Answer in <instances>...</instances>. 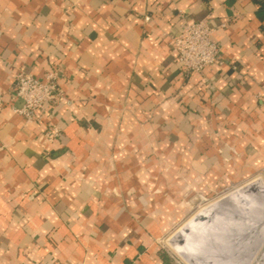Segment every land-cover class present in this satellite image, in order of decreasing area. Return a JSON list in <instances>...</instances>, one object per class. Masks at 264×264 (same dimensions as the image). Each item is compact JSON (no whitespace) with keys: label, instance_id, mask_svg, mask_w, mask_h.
<instances>
[{"label":"crops","instance_id":"1","mask_svg":"<svg viewBox=\"0 0 264 264\" xmlns=\"http://www.w3.org/2000/svg\"><path fill=\"white\" fill-rule=\"evenodd\" d=\"M258 7L0 0V264H177L163 241L196 200L264 178ZM182 15L208 20L220 62L182 69ZM53 67L65 100L15 112L17 74Z\"/></svg>","mask_w":264,"mask_h":264},{"label":"built area","instance_id":"2","mask_svg":"<svg viewBox=\"0 0 264 264\" xmlns=\"http://www.w3.org/2000/svg\"><path fill=\"white\" fill-rule=\"evenodd\" d=\"M183 16V15H182ZM149 19V16L146 17ZM214 28L207 19L190 20L183 16L181 30L171 40L172 48L184 71H202L206 67L220 62V44L213 38ZM61 71L53 67L43 78L20 71L16 76L15 97L21 100V105L14 106L15 112L28 119L35 117V112L54 100H65L64 94L58 88L62 77ZM60 134L57 126H53L45 133L49 140ZM202 200L208 198L201 196Z\"/></svg>","mask_w":264,"mask_h":264},{"label":"rangeland","instance_id":"3","mask_svg":"<svg viewBox=\"0 0 264 264\" xmlns=\"http://www.w3.org/2000/svg\"><path fill=\"white\" fill-rule=\"evenodd\" d=\"M257 179L264 181V178L262 177H257ZM248 182L224 190L214 199L202 201L201 199L196 200L193 211L188 217L169 231L164 238V248L174 262L177 264H256L255 260L260 256L261 252H263L264 246H262L259 251L252 252L251 248L247 246L249 241L247 242L246 239H242L238 249L234 253H231L228 248L233 230L230 229L225 222L235 217L236 214L234 215L233 213L235 208L227 211L226 215L222 217L215 216L209 222L211 227H217L219 229V232L216 235V240L218 243L226 247L225 250L210 243L204 236H201L196 241L190 242L189 237L195 230V226L193 224L186 226L188 221L193 218L194 213L199 211L205 204L231 194L236 188L246 185ZM237 199L238 205H240L238 207H244L252 214L257 213L258 211H264V190H262L260 185H255L247 190L243 189ZM181 226L183 230L178 231ZM234 242H238L237 239H235ZM257 242L256 240L254 241V243Z\"/></svg>","mask_w":264,"mask_h":264},{"label":"bare ground","instance_id":"4","mask_svg":"<svg viewBox=\"0 0 264 264\" xmlns=\"http://www.w3.org/2000/svg\"><path fill=\"white\" fill-rule=\"evenodd\" d=\"M263 184L264 183L261 180L255 178L246 185L236 188L231 194L205 204L199 211L194 213L193 218L186 224V226L190 224L195 226V230L189 237L190 242L196 241L201 236H204L210 243L225 250L226 247L218 243L216 240V235L219 232V229L217 227H211L209 222L215 216L222 217L226 215L227 211L235 208L233 212L234 215L236 214L235 217L225 222L228 224L229 228L233 230L231 241L228 246L230 252L234 253L238 249L242 239H246L247 242L249 241L247 246L251 248L252 252L259 251V249L264 246V211H258L257 213L252 214L244 207H238L240 205H238L237 198L243 189L247 190L255 185H260L262 190H264ZM181 230H183L182 226L178 231ZM235 239H237L238 242H234ZM255 240L258 242L254 243ZM255 261L256 264H264V250Z\"/></svg>","mask_w":264,"mask_h":264},{"label":"trees","instance_id":"5","mask_svg":"<svg viewBox=\"0 0 264 264\" xmlns=\"http://www.w3.org/2000/svg\"><path fill=\"white\" fill-rule=\"evenodd\" d=\"M258 4V16L264 18V0H255Z\"/></svg>","mask_w":264,"mask_h":264}]
</instances>
